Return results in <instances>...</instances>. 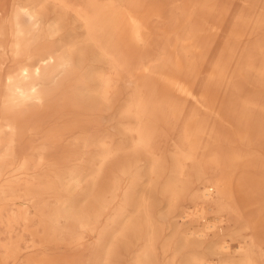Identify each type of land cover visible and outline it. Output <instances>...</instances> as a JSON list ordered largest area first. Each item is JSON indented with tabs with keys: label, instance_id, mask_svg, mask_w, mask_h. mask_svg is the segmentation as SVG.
Wrapping results in <instances>:
<instances>
[{
	"label": "rangeland",
	"instance_id": "rangeland-1",
	"mask_svg": "<svg viewBox=\"0 0 264 264\" xmlns=\"http://www.w3.org/2000/svg\"><path fill=\"white\" fill-rule=\"evenodd\" d=\"M0 264H264V0H0Z\"/></svg>",
	"mask_w": 264,
	"mask_h": 264
},
{
	"label": "bare ground",
	"instance_id": "bare-ground-1",
	"mask_svg": "<svg viewBox=\"0 0 264 264\" xmlns=\"http://www.w3.org/2000/svg\"><path fill=\"white\" fill-rule=\"evenodd\" d=\"M212 191V188H210V187H206L204 190H203V192H202V196H203V198H207V199H209V198H211V192ZM236 215V219H237V221L239 222V223H244V224H246L247 226L246 227H251L252 226V228H253V232H255V230H256V228H255V225L253 224V222L250 220V218H248V220L245 218V216L242 214V212L241 211H239V209L236 211V213H235Z\"/></svg>",
	"mask_w": 264,
	"mask_h": 264
}]
</instances>
